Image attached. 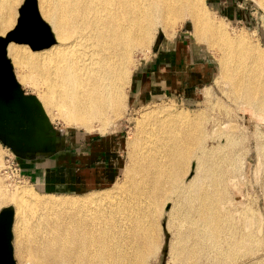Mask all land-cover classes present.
<instances>
[{
	"label": "bare ground",
	"instance_id": "obj_1",
	"mask_svg": "<svg viewBox=\"0 0 264 264\" xmlns=\"http://www.w3.org/2000/svg\"><path fill=\"white\" fill-rule=\"evenodd\" d=\"M177 1L176 7L181 6L192 20L196 37L223 54L220 75L233 99L242 102V108L253 118L264 122V51L243 34L231 36L210 18L204 0ZM20 2L0 0V36L14 26ZM35 4L53 42L36 50L8 42L6 57L18 72L14 78L18 84L38 85L37 94L45 108L57 110L67 125L88 132L94 123L112 128L124 116L135 51L147 47L158 28H167L161 21L174 15L167 0H35ZM251 51L257 53L255 59ZM160 113L158 129L148 133L149 150L132 148L137 147L141 135L129 142L125 170L129 182L119 187L120 198L113 206L104 205L105 199L110 200L109 194L80 199L41 198L31 186L9 188L0 178V209L10 207L14 213L11 234L15 254L22 260L27 255L28 264H148L149 257L161 248L160 221L154 216L161 214L167 200L172 203L166 211L165 226L169 229L172 221H177L180 229L172 258L192 264L198 250L215 245L218 207L227 200L218 179L228 155L219 153L222 143L233 140L227 134L223 137L222 129L218 135L207 130L199 118L164 109ZM192 159H196V171L184 181ZM182 201L190 206L197 203L199 226L184 222ZM112 208L122 213L118 222L112 218Z\"/></svg>",
	"mask_w": 264,
	"mask_h": 264
},
{
	"label": "rangeland",
	"instance_id": "obj_2",
	"mask_svg": "<svg viewBox=\"0 0 264 264\" xmlns=\"http://www.w3.org/2000/svg\"><path fill=\"white\" fill-rule=\"evenodd\" d=\"M204 2L206 8L209 10L208 15L210 18L224 26L231 36L243 34L264 51V0H204ZM21 3L22 0L19 6ZM177 3V0H167L168 7L172 9L174 15L171 13V16L169 15L164 18L166 21L162 20L161 22L167 23L168 29L164 28L165 30L161 31V29L158 28L150 44L145 48H138L137 51H135L133 56L134 68L131 74L132 78L127 89L128 99L122 109L124 116L120 117L112 128L110 126L104 128V126L99 123H94L92 126L93 130L89 132L85 129L73 128L64 123V120L61 119L56 112L57 110L45 108L42 100L38 97L37 84V86L29 82L26 84H19L24 92L34 95L38 100L52 130L57 131L64 137L63 146H67L69 144L67 140H71V138L76 135L108 138L118 160L116 176L109 184L70 194H56L42 191L24 176L21 169V161L24 160V158L15 157L10 149L1 143L0 178H3V183L9 188L31 186L41 198H46L47 196H52L51 198H64L63 196H69L68 198L80 199L84 196L91 197L109 194L110 200L107 202L108 198L105 199L104 205L110 203L111 206H113L115 199L117 200L118 197L120 198L121 192L119 187H123L125 182H129L125 178V170L129 164L128 158L131 147L129 142L131 140H137L141 135L139 140H137L139 145L136 143L137 147L135 146L132 148L137 150L143 149L142 151L149 150L150 147L147 141L149 138L148 135L150 132H155V127L158 129L160 123L158 118L163 109L170 110L174 114L179 113L183 116L189 115L199 118V123L204 125L207 130L209 129L211 132L214 130L215 135H218L221 133L222 129L223 137L227 134L233 141L224 144L222 140L221 143L224 145V148L222 147L219 153L220 155L225 153L228 155V159L221 165L219 170L220 178L218 181L219 184H221L220 187L224 188L226 191L225 196H227V198L225 197L227 199L226 202L223 203L225 205L218 207L219 235L216 244L209 246L211 251L207 249L209 248L208 246L204 248L205 250L201 249L197 251V255L195 254L193 256L192 264H264V122L253 118L252 115L242 108V102L233 99L234 97L231 95L230 87L223 82L220 75L219 63L221 62L223 54L215 46H210L202 39L200 40L196 37L194 24L191 22L192 20L188 15L183 13L184 11L180 8L181 6H177L180 10L176 9ZM169 17L170 21L168 20ZM171 21L172 23H170ZM166 25L164 27H166ZM175 42H179L180 45H185L188 55L191 53L192 58L189 63L193 60L194 62H207L206 78L202 80H193L189 85H183L181 82L180 88H177V86L171 87L170 91H168V88L165 86L155 85L157 89L154 92H147L145 96L143 95L141 98H137L134 91L135 81H137L139 77H142V79L146 81V67L150 62L152 63L161 59L162 54V57L166 58V54H168L170 50L169 48H171ZM182 51H184V49ZM156 53L157 55L154 56ZM249 54L253 59L257 56V53L253 51L249 52ZM10 65L14 77H16L18 72L12 64ZM38 75L39 73L36 74V79L40 82L41 76L37 78ZM226 124L228 127L226 126L223 130L222 127ZM236 125L237 127H235ZM235 128L237 129L235 130ZM152 129H154V131ZM138 132L141 133L139 134ZM215 135L212 134V136ZM209 140L215 141V138H210ZM238 158L240 160H238ZM242 160L243 162H241ZM195 166L196 159H192L188 166L189 169L187 168L189 171L187 170L188 172L182 177V180L186 181L194 175L196 171ZM230 169L232 170L228 172ZM228 178L231 179H229L230 182H228ZM233 179L235 180L233 181ZM229 183L234 185L232 186ZM167 201L168 202L160 209L161 214L154 216L160 221L159 227L161 229L159 228L158 243L160 242L159 244L161 245L159 246L161 248L157 249L155 252L158 256L154 253L149 257L148 264H187L183 263L181 259L172 258V256H174L175 241L180 229L177 221H172L174 224L172 223L173 226L171 225L172 227L169 228L171 230L167 229L165 226L168 219L166 211L170 209L168 205L172 203L171 200ZM183 201L181 209V212L182 210L183 212L181 216H183L184 222H187L186 224L195 222L193 226H199L198 219H196L198 213L195 210V205L197 203H192V207L190 204L184 203ZM227 201L231 205L227 203ZM112 209V218L115 222H118L120 219L119 214L122 213H120V211L116 212L114 208ZM186 216L187 218H184ZM176 225L179 230L176 228ZM186 226L187 225L184 224V227ZM174 227V232H170ZM26 235H28V233H26ZM13 240L14 237L11 235L14 263L28 264L26 263L28 259L26 254L25 260H22L21 257L15 254L16 248L12 243ZM27 240H29V238ZM190 243L188 245H190ZM170 245H172V247ZM199 254L201 255L199 256ZM224 256L226 257L224 258Z\"/></svg>",
	"mask_w": 264,
	"mask_h": 264
},
{
	"label": "crops",
	"instance_id": "obj_3",
	"mask_svg": "<svg viewBox=\"0 0 264 264\" xmlns=\"http://www.w3.org/2000/svg\"><path fill=\"white\" fill-rule=\"evenodd\" d=\"M185 47V48H184ZM167 57L150 62L146 67V81L139 77L134 84L137 98L157 86L180 88V83L189 85L193 80L206 78L207 62L189 63L191 53L185 45L175 42ZM184 49V51H182ZM184 54V55H183ZM154 54V56H156ZM63 146L64 137L60 138L54 152L36 155L21 161L24 176L38 189L56 194H70L92 187L109 184L116 176L118 160L108 138L97 136H73Z\"/></svg>",
	"mask_w": 264,
	"mask_h": 264
},
{
	"label": "water",
	"instance_id": "obj_4",
	"mask_svg": "<svg viewBox=\"0 0 264 264\" xmlns=\"http://www.w3.org/2000/svg\"><path fill=\"white\" fill-rule=\"evenodd\" d=\"M8 42L36 50L53 42L48 26L39 17L35 0H22L15 24L0 36V143L15 157L29 158L54 152L62 135L53 131L34 95L22 90L6 57ZM10 207L0 209V264H15L12 257Z\"/></svg>",
	"mask_w": 264,
	"mask_h": 264
}]
</instances>
